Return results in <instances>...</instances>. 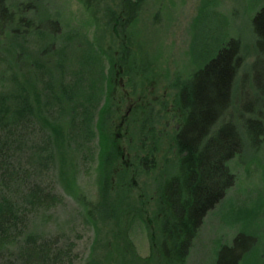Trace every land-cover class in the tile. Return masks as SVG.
Returning <instances> with one entry per match:
<instances>
[{"label":"trees","instance_id":"trees-1","mask_svg":"<svg viewBox=\"0 0 264 264\" xmlns=\"http://www.w3.org/2000/svg\"><path fill=\"white\" fill-rule=\"evenodd\" d=\"M96 1L82 0L86 24L93 25L89 42L87 39L81 41L86 33L79 35L75 32L72 36L71 27V30L68 28L64 32L62 43H58L59 36L63 34L61 30L64 29V22L54 12L52 14L47 4L44 5L40 0H0V255L4 254L7 264H71L60 251H56L58 258L56 254L48 253L51 250H46L45 240L36 236L30 222L31 212L49 210L59 199L35 183L19 193L16 191L17 187L23 188V184L18 182L15 157L19 151V141L27 129L26 123L30 120L46 124L49 143L53 147L51 156L59 162L60 184L66 190L64 192L80 206L82 221L95 230L97 240L91 244L89 254L80 264H103L107 261L121 264V259L126 257H133L138 264L185 263L204 217L235 184V175L229 163L239 155L243 142L237 127L227 117L234 106L235 88L241 76L243 97L246 99L243 108L247 117L242 120V128L251 145L262 143L264 0H247L250 15L249 54L243 53L242 39L226 28L228 19L217 21L216 25L220 24L223 29L219 44L207 54L206 59L194 63L193 70L185 81L177 86L171 85L175 94L170 105L159 103L155 110L151 107L140 108L139 115L130 114L129 122H126V133L133 143L130 147L133 162L122 163L117 168L116 178L130 175V179H126L125 185H122L128 194L130 180L138 170L137 167H142L140 169L144 174L154 171L158 153L163 154V160L168 156L169 166L171 165L167 182L160 187L158 194L166 213L149 219L154 226L153 234L148 237V254L146 257H139L129 238L131 223L135 220L143 223L141 215L145 212L138 206L124 215L127 217L125 224H113L116 229H121H117L119 232L107 240L110 244L104 240L97 248L98 227L103 220L98 216L97 219L90 216L84 196L74 184L73 173L67 170V146L70 137L75 134L78 137L74 129L84 137L83 140L94 139L97 164L110 158L112 170L109 175L113 173V162H116L120 153L115 145L116 135L112 139L111 130L107 131L103 126L110 119V77H119V74L124 76L127 86H132V80L129 72L124 70L121 58L109 56V51L113 50L112 45L119 38L117 31L106 29L109 34L104 39L105 48L93 39L98 27L96 21L99 12L94 14L91 4ZM122 1L101 0V4L104 3V10H110ZM127 1L132 6L133 13L142 2H148ZM210 4L202 1V11L196 14L195 19L205 22L214 17L215 13L207 9ZM116 14L113 12V15ZM84 42L86 48L82 49ZM125 46L130 44H116V52L125 49ZM77 49L82 52L83 60L80 58V61L85 65H93L103 59L107 73L103 72L100 65L98 77L92 79L93 82H90L87 89L83 88L85 91L77 89L79 92L73 99L71 95L75 93V80L64 81L60 71L64 68V63L72 64L71 61L75 60L72 54H77ZM116 52L114 55L118 53ZM246 56L251 58L248 61L250 73L247 75L243 74ZM77 80L79 81L78 78ZM244 80L249 81L248 85L244 84ZM99 91L103 92L102 104L98 105V100V106L92 108V101L99 95ZM48 98L57 103L56 108L62 114L60 117L67 123L49 121L46 118L43 108ZM119 187L121 188V184L113 183L112 186L109 184L108 189L116 192ZM142 196L145 197L143 192ZM144 201L150 203L146 197ZM89 206L93 210L92 204ZM244 241L245 237L241 233L236 234L231 244L218 252V261L224 254L236 251L237 248L240 255L236 257V262L242 260L247 254V249L242 247ZM96 249L98 255L95 253Z\"/></svg>","mask_w":264,"mask_h":264},{"label":"rangeland","instance_id":"rangeland-1","mask_svg":"<svg viewBox=\"0 0 264 264\" xmlns=\"http://www.w3.org/2000/svg\"><path fill=\"white\" fill-rule=\"evenodd\" d=\"M40 1L44 5L47 4L52 14L54 12L64 22V29H60L63 34L59 36L58 43H62L64 32L68 28L71 30V27L72 36L75 32L79 35L86 33L81 41L87 39L89 42L93 25L86 24L82 0ZM202 1L211 3L207 9L215 13L214 17L205 22L199 18L195 19L196 14L202 11ZM246 1L155 0L153 2L148 0L146 3L142 2L134 13L127 0H123L117 7L110 10H104V3L101 4V0L91 4L93 13L99 12L96 21L98 27L93 36L95 43L105 48L106 40L104 39L108 38L107 34H109L106 29L117 31L119 38L112 45L113 50L109 51V56L121 58L120 62L124 70L129 72L132 80L130 82L132 86H127L124 76L120 74L115 78L112 75L109 76L111 94L108 99L111 104L109 103L110 116L108 117L110 119L105 121L103 126L107 131L111 130L112 139L116 135L115 145L120 153V156L117 155L116 162H113L116 170L113 169V173L109 175L112 170L110 158L103 160L102 164H97L95 140H83L84 137L75 129L78 137L76 134L70 137L67 146L68 161L66 160V163L69 165L67 170L72 171L74 184L80 188L90 216L96 219L98 216L103 220L98 227L97 248L104 240L108 242L107 240H110L113 234H117L119 232L117 229H121H116L113 224L116 222L119 225L125 224L126 214L138 206L145 212L141 215L143 223L136 220L131 223L129 238L139 257H146L148 254V237L153 234L154 226L149 219L166 213L158 194L160 187L162 188L167 182L166 177L170 173L171 165L169 166L168 156L163 160V154L158 153L154 171L144 174L140 169L142 167H137L140 171L136 169L134 177L130 180L129 191L132 195L128 194L122 185H125L126 179H130V175H121L120 178H116L117 168H120L122 163L133 162L132 151H130L133 143L130 138L128 139L126 122H129L130 114L139 115L140 108L151 107L155 110L159 103H165V106L170 105L175 94V89L171 88V85L177 86L185 81L193 70L194 63H200L206 59L207 54L219 44L223 29L220 24L216 25L217 21L228 19L226 28L242 39L243 53L249 54L251 51L248 42L250 15ZM113 12L117 14L113 15ZM125 42L130 46H125V49L117 53L116 44L124 45ZM84 48H86L85 42L82 49ZM75 52L77 54L74 53L72 56L76 61L69 53L74 61H71L72 64L64 63V68L60 71L64 81L75 80V93L71 95L73 99L79 92L77 89L85 91L90 82H93L92 79L98 77L100 65L104 69L103 72L107 73L103 59L93 65L91 63L85 65L81 58L82 52L78 49ZM114 52L117 54L114 55ZM250 59L246 56L244 60L246 66L243 74L245 75L250 73V66L248 67ZM242 83L241 76L235 88L234 106L227 117L237 127L243 142L241 152L229 163L235 175V184L204 217L184 264H264V137L259 145H251L245 136L242 120L247 118L243 108L246 99L243 97ZM248 83V80H244L245 85ZM94 84L96 85L95 82ZM102 93L99 91L97 100L89 99L92 101V108L102 104ZM48 100L43 108L46 118L60 123L65 121L63 117H60L62 114L56 108L57 103L51 102L49 98ZM97 101L98 105H96ZM30 121L26 123L27 126L25 125L27 129L22 134L19 151L15 157L18 182L23 184V188L17 187L16 191L19 193L25 187L35 183L59 199L58 203L50 206L49 210L31 212L30 222L36 236L45 240L44 246L47 247L46 250H51L48 252L50 255L56 254L58 258L59 254L56 251H60L59 253L70 260L71 264H80L89 254L91 244L95 239L97 240L95 230L82 221L80 206L64 192L66 190L60 184L62 181L61 176L58 175L59 162L51 156L53 147L49 143L46 124L43 121L35 123ZM67 126L66 124L65 127ZM167 129L169 131L170 127ZM113 183L121 184V188L119 187L116 192L108 189L109 184L112 186ZM142 192L150 203L147 204L144 201ZM140 194L142 197H139ZM89 202L93 210L90 209ZM133 215L135 216L136 213ZM240 233L245 237L242 247L247 249L244 258L236 262V257L240 255L237 248L236 251L224 254L218 261V252L221 248L229 246L232 238ZM95 253L98 255V249ZM0 264H7L4 254L0 255ZM103 264H111V262L107 261ZM121 264L138 263L133 257H126L121 259Z\"/></svg>","mask_w":264,"mask_h":264}]
</instances>
